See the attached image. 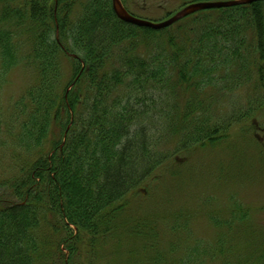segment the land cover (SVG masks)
<instances>
[{"label":"trees","instance_id":"16d2710c","mask_svg":"<svg viewBox=\"0 0 264 264\" xmlns=\"http://www.w3.org/2000/svg\"><path fill=\"white\" fill-rule=\"evenodd\" d=\"M175 24H128L111 0H0V87L30 72L8 140L0 121V264H264V225L240 198L199 200L211 242L192 209H131L146 182L179 181L178 155L235 144L264 109V0Z\"/></svg>","mask_w":264,"mask_h":264},{"label":"rangeland","instance_id":"374dc122","mask_svg":"<svg viewBox=\"0 0 264 264\" xmlns=\"http://www.w3.org/2000/svg\"><path fill=\"white\" fill-rule=\"evenodd\" d=\"M181 4L182 0H126L124 6L136 18L158 22L165 19L168 12H175ZM6 75L1 77L0 121L3 123L1 138L8 140V135L4 133V124L9 123L11 101L24 91L30 79V72L17 67L7 77ZM206 92L210 93V89H207ZM229 99L231 102H228ZM222 100H227L232 106L237 103L238 99L233 96L228 99L219 97L217 103ZM252 120L255 121L256 126ZM252 120V129L246 131L249 133L245 132L246 138L236 136L233 139L235 144L223 143L218 147H205L208 149L192 151L188 156L184 153L178 155L177 158L181 159V163H177L180 165L186 163L180 168L182 174L179 181H172L167 177L162 183L160 182L162 178H158L153 183L146 182L147 185H150L147 189L145 186L139 188V194L133 197L134 200L131 202V209L144 212L143 209H152L155 204H158L160 211H165L164 213L182 207L192 209L198 214V217L191 222L192 234L199 235L205 241L211 242L214 240L217 230L211 226L202 212L198 213L199 200L202 201L203 208H223L233 203L229 197L234 196V198H240L243 201L240 202L241 205L251 208L253 216L256 214L257 220L254 222L257 225H264V109L257 112ZM171 146L173 147L174 144L172 143ZM10 156L11 154L6 148H0V176L3 175L1 165L7 169L6 167L11 163ZM188 161L190 163H187ZM126 165L128 169L126 172H132L139 168L137 165L134 168ZM166 231H168V227L161 232ZM193 243L194 241L190 246ZM109 252L113 254L112 248H109ZM251 252L252 248L248 246H242L240 249L234 247L233 261L238 254L246 255ZM110 253H106V255ZM222 261L223 259L205 264H221Z\"/></svg>","mask_w":264,"mask_h":264},{"label":"water","instance_id":"95a60500","mask_svg":"<svg viewBox=\"0 0 264 264\" xmlns=\"http://www.w3.org/2000/svg\"><path fill=\"white\" fill-rule=\"evenodd\" d=\"M254 1L260 0H224V1H197L190 4H187L179 11H177L174 15L169 17L168 19L161 21V22H151L147 20H142L132 16L127 10L123 7L120 0H112L113 10L116 16L127 23L141 26V27H149L152 29H161L167 27L174 22L178 21L179 19L202 9H209V8H221V7H231L241 4H248Z\"/></svg>","mask_w":264,"mask_h":264}]
</instances>
